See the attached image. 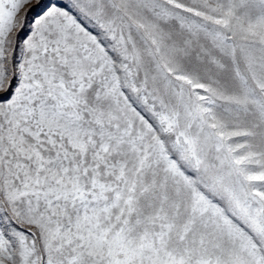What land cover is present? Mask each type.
<instances>
[{
  "label": "snow or ice",
  "instance_id": "snow-or-ice-1",
  "mask_svg": "<svg viewBox=\"0 0 264 264\" xmlns=\"http://www.w3.org/2000/svg\"><path fill=\"white\" fill-rule=\"evenodd\" d=\"M0 264H264V0H0Z\"/></svg>",
  "mask_w": 264,
  "mask_h": 264
}]
</instances>
